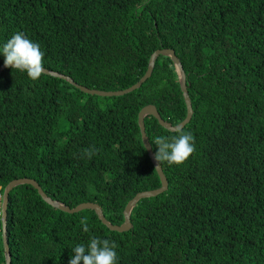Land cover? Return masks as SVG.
<instances>
[{
    "label": "trees",
    "instance_id": "obj_1",
    "mask_svg": "<svg viewBox=\"0 0 264 264\" xmlns=\"http://www.w3.org/2000/svg\"><path fill=\"white\" fill-rule=\"evenodd\" d=\"M16 32L39 43L45 69L98 90L131 85L153 50L172 49L192 109L182 130L195 151L183 164H162L166 190L137 200L122 232L93 210L63 212L28 184L12 187L10 264H68L93 236L116 243V264H264V0H0V64ZM146 104L171 124L185 115L168 56L116 96L3 68L0 193L13 178H32L48 197L68 207L94 202L120 224L127 200L159 185L136 122ZM143 125L154 155L156 137L178 135L150 115ZM90 146L99 151L88 159Z\"/></svg>",
    "mask_w": 264,
    "mask_h": 264
},
{
    "label": "water",
    "instance_id": "obj_2",
    "mask_svg": "<svg viewBox=\"0 0 264 264\" xmlns=\"http://www.w3.org/2000/svg\"><path fill=\"white\" fill-rule=\"evenodd\" d=\"M158 55H164L168 56L174 66V70L177 76V82L179 86V90L181 92L184 106H185V115L184 117L177 123L171 124L165 120H163L158 112L156 111L155 107L153 104H146L143 105L142 107L139 108L136 114V122L137 126L139 129V135H140V140L141 144L146 151V154L149 158V161L154 168L156 175L159 180V185L156 188L148 189V190H141L136 192L130 199L127 200L125 205L123 206L122 209V222L120 224H111L109 223L104 216L101 213V210L99 206L94 203V202H80L73 207H68L67 205L62 204L58 200L52 199L48 197L40 188V186L37 184L35 180L32 178H26V177H19V178H13L9 180L3 187L1 191V199H0V223H1V238H2V247H3V261L4 264H10V256L8 252V247H7V242H6V227H5V219H6V204H7V194L8 191L18 185V184H28L31 187H33L36 190V193L40 196V198L50 205L51 207L57 208L58 210H61L63 212L67 213H73L77 212L82 209H90L93 210L97 219L109 230L117 231V232H122L126 231L131 228V223L129 221V212L132 208V206L135 204V202L141 198L144 197H149V196H155L163 191L166 190L167 188V181L166 178L161 170V168L157 165V162L154 159V153L151 150L150 144L148 143L147 136L145 134L144 130V125H143V117L145 115H150L152 116L159 126L163 127L164 129L168 131H176L177 126L179 125L181 128L185 123H187L191 117L192 114V109H191V103H190V98L187 94V88H186V81H185V74L182 69V66L178 60V58L174 55V52L170 48H159L153 50L147 59V65L146 68L143 72V74L131 85L122 88V89H117V90H98L94 88H87L83 85H80L78 83H75L72 81L71 78H69L66 75H63L61 73H58L53 70L45 69L43 74L50 75L56 78H60L62 80H65L66 82L70 83L72 86L77 88L83 93H87L90 95H97V96H116V95H121L124 93H127L131 90L136 89L149 75L153 66V61ZM5 68L4 62L0 64V71Z\"/></svg>",
    "mask_w": 264,
    "mask_h": 264
},
{
    "label": "clouds",
    "instance_id": "obj_3",
    "mask_svg": "<svg viewBox=\"0 0 264 264\" xmlns=\"http://www.w3.org/2000/svg\"><path fill=\"white\" fill-rule=\"evenodd\" d=\"M2 56L5 67H13L15 70L25 72L32 80H38L44 72L42 63L44 52L41 51L39 43H34L22 32H16L3 45ZM176 132L178 135L171 138L165 136L155 138L154 143L158 150L154 159L159 167L164 162L169 166L183 164L195 151L193 135L190 132H183L179 125ZM98 151L95 146H90L83 155L91 159ZM80 223L83 231L87 233L89 227L86 218ZM116 247L114 241L93 236L86 246L79 244L72 249L74 255L69 258L68 264H116Z\"/></svg>",
    "mask_w": 264,
    "mask_h": 264
}]
</instances>
